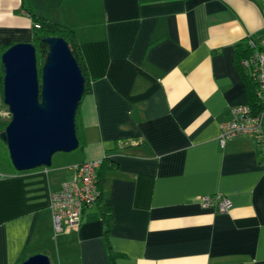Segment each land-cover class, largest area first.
<instances>
[{
    "label": "crops",
    "instance_id": "0c3cea01",
    "mask_svg": "<svg viewBox=\"0 0 264 264\" xmlns=\"http://www.w3.org/2000/svg\"><path fill=\"white\" fill-rule=\"evenodd\" d=\"M33 14L72 29L90 88L79 146L49 167L16 172L0 145V264H110L108 246L115 264H264V150L218 139L252 101L238 54L264 35V0H0V56L30 42ZM85 160H101L109 225L95 203L55 233L50 193ZM217 192L230 207L203 208Z\"/></svg>",
    "mask_w": 264,
    "mask_h": 264
},
{
    "label": "water",
    "instance_id": "95a60500",
    "mask_svg": "<svg viewBox=\"0 0 264 264\" xmlns=\"http://www.w3.org/2000/svg\"><path fill=\"white\" fill-rule=\"evenodd\" d=\"M43 41L47 52L40 69L29 41L12 43L0 56L2 102L10 113L0 140L18 172L49 167L55 153L79 146L76 113L85 90L82 70L63 38ZM17 264L52 263L46 254L36 253Z\"/></svg>",
    "mask_w": 264,
    "mask_h": 264
},
{
    "label": "built area",
    "instance_id": "2783aa9c",
    "mask_svg": "<svg viewBox=\"0 0 264 264\" xmlns=\"http://www.w3.org/2000/svg\"><path fill=\"white\" fill-rule=\"evenodd\" d=\"M34 26L39 27L37 23ZM246 48V54L239 62L254 83L253 99L249 103L228 107L226 119L219 124V145L223 146L231 138L247 137L264 150V35L248 37ZM100 164L101 160H85L73 165L69 178L50 193L55 233L78 228L83 210L97 201L100 196L97 174ZM200 204L203 208L224 212L230 207V200L217 192L201 196Z\"/></svg>",
    "mask_w": 264,
    "mask_h": 264
},
{
    "label": "trees",
    "instance_id": "16d2710c",
    "mask_svg": "<svg viewBox=\"0 0 264 264\" xmlns=\"http://www.w3.org/2000/svg\"><path fill=\"white\" fill-rule=\"evenodd\" d=\"M32 19H33V36L32 39L30 40V42L33 44V46L35 47V51H36V59H37V67L38 69H40L42 62L44 60V57L46 55L47 52V45L46 43L43 41V39L45 37H50V36H57V37H61L63 38L71 52L72 55L74 56V58L76 59V61L78 62V65L80 66L83 76H84V80H85V90L84 93H87L89 91L90 88V83H89V77L86 73V69H85V65L83 62V58L81 57V53L79 50V44L76 38L75 33L72 31V29L58 23L55 22L51 19H47L43 16H39V15H32ZM37 23L39 27H35L34 24ZM241 50L239 51L238 54V58L243 57L246 54L247 48H246V43L245 45H243V48H240ZM5 48H2V51H4ZM1 51V52H2ZM240 60V59H238ZM244 75L245 77L248 79L249 81V88H250V92H251V97L253 99V92H254V83L251 82V80H249V76L246 73V71L244 70ZM40 75V71L38 72ZM8 123V121H0V131H2L6 124ZM76 132H77V125H76ZM77 137L78 140L80 141V136L77 133ZM2 141L0 140V145L2 146ZM4 159L6 160V162L10 165V160L6 151V147L4 144ZM18 172V171H16ZM98 188L100 189V182L98 181ZM97 207L99 208L100 214L102 216V221L104 222V224L106 225V227H108L109 225V210L108 208L102 203V199H101V191H100V196L98 197L97 201L95 202ZM117 257V253L113 252L111 247L108 246V259L110 264H115V258Z\"/></svg>",
    "mask_w": 264,
    "mask_h": 264
},
{
    "label": "rangeland",
    "instance_id": "374dc122",
    "mask_svg": "<svg viewBox=\"0 0 264 264\" xmlns=\"http://www.w3.org/2000/svg\"><path fill=\"white\" fill-rule=\"evenodd\" d=\"M0 77H1V80H2L1 64H0ZM9 119H10V116H9V113L6 111V105L3 104L2 98L0 97V121H3V122L4 121H9ZM4 152H5V150L3 151V153ZM71 152L72 151L66 152V153H64V152H57L54 155H67V154H69Z\"/></svg>",
    "mask_w": 264,
    "mask_h": 264
},
{
    "label": "clouds",
    "instance_id": "9594fccd",
    "mask_svg": "<svg viewBox=\"0 0 264 264\" xmlns=\"http://www.w3.org/2000/svg\"><path fill=\"white\" fill-rule=\"evenodd\" d=\"M6 110L9 112V110H8L7 106H6ZM9 116H10V113H9Z\"/></svg>",
    "mask_w": 264,
    "mask_h": 264
}]
</instances>
